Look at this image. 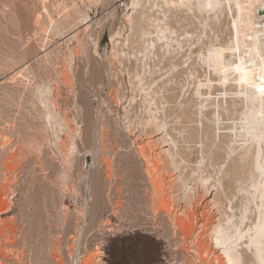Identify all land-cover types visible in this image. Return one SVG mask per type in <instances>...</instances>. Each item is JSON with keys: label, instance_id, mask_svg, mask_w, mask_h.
Returning <instances> with one entry per match:
<instances>
[{"label": "rangeland", "instance_id": "rangeland-1", "mask_svg": "<svg viewBox=\"0 0 264 264\" xmlns=\"http://www.w3.org/2000/svg\"><path fill=\"white\" fill-rule=\"evenodd\" d=\"M190 1L0 0V264H217L220 222L261 263L264 117L242 128L230 7Z\"/></svg>", "mask_w": 264, "mask_h": 264}, {"label": "bare ground", "instance_id": "bare-ground-1", "mask_svg": "<svg viewBox=\"0 0 264 264\" xmlns=\"http://www.w3.org/2000/svg\"><path fill=\"white\" fill-rule=\"evenodd\" d=\"M165 1H168V0H165ZM186 1H187V3L191 2L190 0H186ZM221 1H223V0H221ZM204 2H207V0H198L197 3L199 5V3H204ZM225 2H226L228 9L230 7V9H229V14L231 15V19H230V21H231L230 22V42H231V49H233V52H235V60L232 63L231 71L233 73H235V75H236L237 86L239 87V90L241 89L240 91H242L243 93L255 92L257 97H259V95H260V93L258 91L259 70H260L261 66L264 65V0H225L224 3ZM212 3H215V0H212ZM237 4H239L240 6L237 7L236 6ZM156 28L159 29L160 26L157 25ZM207 61L211 62V64L216 69L222 70L223 78H225V75L227 72L225 71V68L223 66V64H224L223 63V56H222L220 50L218 52L214 49L213 52L209 53L207 55ZM237 67L243 68L245 70V72L248 73V75L246 77H243V79H245L247 81L246 83L240 82V80L242 79V74L239 72H236ZM229 68H230V66H229ZM22 80H24V79H22ZM46 92H48V90H46ZM44 93H45V91L43 90L40 98H41L42 103L46 107V114L45 115L47 117L48 123L51 124V125L48 124V126L50 125L51 130H52V128H53L52 119H54V115H53V112L47 107V100L49 101L50 99H49V97L44 96ZM43 104H42V106H44ZM262 106L263 105L259 101L257 106L254 109H252L251 111H246V112L244 111L245 122H244V125L242 126V128L245 130V132L247 134L251 133L252 135H256V136L260 134L262 128L260 126H257L253 122H251V115H252V113H254L257 115V117H260L261 113L264 112V109ZM44 113H45V111H44ZM77 150H79V149L77 148ZM66 152H67V158L69 160H71L73 158L74 154L77 155L75 147L67 148ZM140 153L143 155V157L147 160L148 163L152 164L151 166H148V172H149L150 177L153 181V185L155 187V190L161 191L163 185L161 182L158 181V179L156 177V173H155V171H157V172L159 171V167H158L157 163L155 161L153 162V160L150 161V159H148V156L150 154H148V151H147L145 146H140ZM78 155H79V153H78ZM203 184L206 185V180L203 181ZM261 206L263 207V210H262V213L260 216L261 221L257 222L256 227L264 229V188L262 189V192H261ZM179 220L181 223H183V224L185 223L184 220H181V219H179ZM212 235H213L217 245H224V249H223L224 251L223 252L226 255L225 258H226V261L228 262V264H235L236 255L232 251H229L225 247L227 244V241L231 238V236H229V233L227 232V230H226V228L222 222H220L219 224H217L216 226H214L212 228ZM197 243L200 246L199 248L201 249V253L207 252L206 251V249H207L206 244L207 243L205 244L202 239L199 240ZM208 255H210V254H208ZM226 261L223 257L218 258L217 264H227ZM260 261H261L260 264H264V257L261 258ZM92 262H93V257H91L89 260V263H92ZM212 264H213V262H212ZM239 264H241V263L239 262Z\"/></svg>", "mask_w": 264, "mask_h": 264}, {"label": "snow or ice", "instance_id": "snow-or-ice-1", "mask_svg": "<svg viewBox=\"0 0 264 264\" xmlns=\"http://www.w3.org/2000/svg\"><path fill=\"white\" fill-rule=\"evenodd\" d=\"M169 7H175V8H185V7H191L189 3H186V0H179L178 3L169 4ZM201 9H209L219 12L221 8L224 7V4L221 2V0H215V3H212V0H207V2L199 3L198 5ZM237 7L240 5L237 4ZM227 71V69H225ZM236 72H239L242 74V79L240 80L241 83H246L247 81L243 79V77H246L248 75L247 72L243 68L237 67ZM227 82V81H225ZM258 91L260 93L259 97H256L255 94H253V99H259L260 103L264 105V65L261 66L259 70V87ZM261 116L264 117V112L261 113ZM261 127L264 128V119L261 120ZM234 251V250H232ZM235 264H239V258L236 257Z\"/></svg>", "mask_w": 264, "mask_h": 264}]
</instances>
